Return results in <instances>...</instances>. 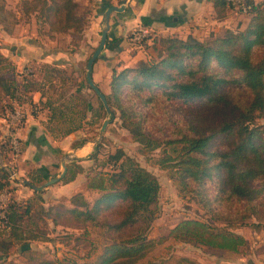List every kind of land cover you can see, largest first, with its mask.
<instances>
[{"label":"trees","instance_id":"obj_1","mask_svg":"<svg viewBox=\"0 0 264 264\" xmlns=\"http://www.w3.org/2000/svg\"><path fill=\"white\" fill-rule=\"evenodd\" d=\"M211 1L217 16H223L226 0ZM21 6L26 15L33 13L38 24L48 25L49 35L65 33L67 40L70 29L75 30L86 22L77 15L76 0H21ZM251 11L247 25L241 30L225 28L206 39L192 35L159 37L157 42L163 47L157 57L121 69L112 67L109 92L104 94L112 112L113 108L118 110L121 123L142 148L161 147L156 162L173 170L182 188L191 190L209 211L242 224L253 218L255 221L248 223L257 228L264 223V6L251 3ZM75 47L76 43L68 42L69 51ZM10 64L0 54V67ZM34 73L22 75L19 81L15 77L0 80L3 93L0 116H7L14 98L22 99L18 91L41 88ZM86 85L91 88L87 81ZM230 88L240 94L231 95ZM160 99L180 104L200 101L216 106L221 115L219 127L205 134L191 131V126L176 125L178 130L173 136H155L146 130V118L140 107L155 105ZM44 103L51 109L49 121L64 113L49 98ZM75 128H67L63 134ZM48 130L59 137L51 125ZM214 137L227 147L214 145ZM84 142L85 138L73 139L70 147H79ZM169 145L174 146V154L167 150ZM8 151V139L0 140V157L4 162ZM110 159L114 164L110 172L88 173L86 186L100 191L90 204L74 194L71 197L74 206L62 204L61 210H42L55 224L82 227L84 232L87 226L104 225L117 234L118 238L103 245L94 263L83 264H145L142 262L145 255L167 237L230 251H238L245 244V236L228 226L191 217L176 222L166 235L149 237L147 230L156 212L152 204L158 198L159 180L129 157L119 161V155L114 154ZM71 162L75 170L69 164L61 177L64 181L84 170L77 161ZM12 182L14 179L0 166V189ZM22 204L11 198L7 205L10 224L0 222V232L19 229L21 233L20 225L33 215L29 214L30 205L20 210ZM137 222L145 226H134ZM131 229L134 232L127 233ZM5 247L0 245V249ZM58 262L43 259L40 264Z\"/></svg>","mask_w":264,"mask_h":264},{"label":"crops","instance_id":"obj_2","mask_svg":"<svg viewBox=\"0 0 264 264\" xmlns=\"http://www.w3.org/2000/svg\"><path fill=\"white\" fill-rule=\"evenodd\" d=\"M76 1L77 15L85 18L86 22L75 30L70 29V37L75 38L73 43H76V47L73 51H69L66 44L62 43L63 37L66 38L65 33L57 34L60 36H56L55 40L41 39L40 25L31 14L26 15L23 12L21 0H0V15L5 13L8 14L7 18H10V20L6 19V23L0 21V54L13 65L22 64L21 69L30 61H36L38 66L50 65L56 69H69L77 76L78 90L87 89L86 77L83 85L80 74L99 41L104 24V11L109 5L118 4L119 0ZM244 1L255 6H264V0ZM252 13L251 10L243 12L236 6L227 5L225 14L217 16L211 0H126L121 11H113L110 14L106 42L92 64V79L100 90L106 93L112 67L121 69L145 63L150 50L154 55L153 46H147L146 43L150 42L149 39L154 41L155 38L132 42L128 35L133 28L146 27L158 38L171 35L185 38L192 35L198 39H206L225 28L243 29ZM16 79L19 81V78ZM52 81H55V78ZM18 94L22 99L17 101L14 98L12 104L15 100L26 104L30 102L40 104L47 99L46 92L42 88L26 92L20 90ZM89 105L88 107H91ZM50 115L51 109L44 104L40 110L27 115L23 123L14 131V136L22 144L21 150L15 157L8 154L5 161L6 164L9 162L14 166L16 175L31 181L39 179L38 182L33 181L36 184L58 174L62 156L72 149L70 143L77 136L76 131H71L60 139L54 137L48 130V125L52 123L49 121ZM4 118L0 116L1 120ZM84 147L85 145H81L75 149V153L79 155V159L75 161L80 163L84 170L76 172L73 178L67 181L60 178L40 190H35L14 180L10 187L14 198L23 203L19 207L20 210L30 205L29 214H33L35 212L33 205L36 204L43 211L61 210L62 204L72 207L75 204L71 201V197L77 193H82L84 200L89 203L88 196L94 189L86 186L88 172L84 162L90 156L85 154L87 151L79 154ZM66 165L68 167L69 163L66 162ZM96 194L98 195L99 192ZM39 220L40 223L42 221L52 226V232L58 227H64L60 223L55 224L51 217L43 212ZM31 222L20 225L21 233L19 229L0 232V243L2 245L5 243L6 246L0 249V264H40L43 259L58 260L53 258L49 247L50 242L58 237L48 233L45 236L38 230V225H32ZM248 224L234 229L246 238L245 244L238 251L214 247L215 250L212 251H216L215 254H208L198 261L201 264H264V223L257 228ZM55 245L59 249L58 245Z\"/></svg>","mask_w":264,"mask_h":264},{"label":"rangeland","instance_id":"obj_3","mask_svg":"<svg viewBox=\"0 0 264 264\" xmlns=\"http://www.w3.org/2000/svg\"><path fill=\"white\" fill-rule=\"evenodd\" d=\"M7 15L5 13L0 15V21L6 23V19H8ZM31 17L35 20L33 13ZM39 25V28H41L39 35L41 39H45L46 41L55 40L56 36H60L57 35L59 34L58 32L49 35L47 33V24ZM45 27L46 29H44ZM151 37L158 41V36L152 32L149 38ZM63 39L62 43L66 44V46L68 42L70 45L75 41L73 37H69V40L65 37ZM149 40L150 42L146 44H148L147 46H153L154 55L151 54V50L148 51L147 59L149 57H157L163 47L159 42ZM155 43L158 45H155ZM25 65L30 66L33 72H35L33 76L37 77L39 82H41L40 87L46 92V98L50 96L49 99L53 102V105L61 108L60 110L64 112L62 116H58L50 124L59 136L57 139L65 135L63 134L64 130L71 127H76L73 130L77 132L75 139L85 138V142L82 144L85 147L79 154L87 151L85 154L90 156L84 162V166L89 174L96 171L104 173L110 172L114 167L113 159L110 158H113L114 154H117L120 157L119 161L129 157L133 161L148 168L157 176L160 188L157 201L152 204L156 212L147 230L149 237L158 238L166 235L176 222L189 217L208 220L220 226H228L233 230L236 227L247 225L251 220L255 221V219L250 218L247 219V223L242 224L241 221L224 218L216 212L209 211L206 206L198 202L197 197L191 190L182 188L173 170L161 167L156 162V159L161 154V147L158 146L150 149L142 148L140 143L133 139L129 130L121 123L117 109L113 108V112L111 109V114H107L104 106H101V100L93 89L86 86L87 89L78 90V79L72 71L61 68L55 72L50 65L38 66L36 61H30ZM21 66L22 64L1 66L0 80L11 76L19 78L20 80L21 76L25 74L20 71L23 69H21ZM85 70L86 65L80 74L83 85H85ZM53 78H55V81H52ZM230 91L231 95L235 94L237 96L240 94V92L233 90V88H230ZM108 92L109 88L106 93ZM2 94L0 91V96L3 97ZM242 94L244 93L242 92ZM41 103L45 104L43 101ZM41 103H37L38 110L42 108ZM23 104L26 105V103ZM88 104L91 107H88ZM140 109L146 118V130L155 136L171 137L178 130L177 126H191L193 128L191 131L196 130L198 133L209 134L217 130L221 121V115L216 106L205 105L200 101L180 104L160 99L155 105H150L145 108L140 107ZM105 118L108 119V122L100 134L101 125ZM8 131L4 119H0V140L8 137ZM213 143L220 148L227 147L225 143H221L216 137H214ZM75 149L68 150L62 156V159H65L73 170H75V166L71 161L79 159V155L75 153ZM167 150L172 154L176 152L174 146L171 145L167 146ZM8 154L12 153L8 151ZM68 155L77 156V158L72 160ZM9 190L8 203L12 197L14 198L12 190ZM91 192L93 193L88 196L89 204L97 195L96 192L100 193L96 189ZM77 194L79 198L84 200L82 193ZM215 207L218 208L217 206ZM33 208L35 212L26 219V222L30 223L32 221V225H38V230L45 234V236L48 233L49 235L55 234L58 237L54 241H51L49 246L50 250H52L53 258H58L59 262L57 264H71L72 261H76L79 264H83L84 262L94 263L103 245L118 238L117 234L108 230L104 225L87 226L86 232H84L82 227L66 228L65 226L62 228L58 227L59 229L57 228V230L52 232V226L42 221L40 223L39 216L42 209H39V205H33ZM134 226L143 227L145 223L137 222ZM132 232H134L133 229L127 233ZM48 237L50 238V236ZM55 244L58 245L59 249H57ZM3 246H5V243H3ZM213 248L183 238L175 239L173 237H167L162 242L157 243L145 255L142 262L145 264H201L198 261L199 258L207 256L208 254H215L216 251H212L215 250Z\"/></svg>","mask_w":264,"mask_h":264},{"label":"built area","instance_id":"obj_4","mask_svg":"<svg viewBox=\"0 0 264 264\" xmlns=\"http://www.w3.org/2000/svg\"><path fill=\"white\" fill-rule=\"evenodd\" d=\"M228 6H236L241 11L246 12L251 10V3H248L244 0H226ZM151 30L138 26L133 28L128 35L132 42H141L142 39L149 38ZM22 73L28 74L33 72L32 68L28 65H25L21 70ZM38 110L37 103L23 104L17 102L16 100L13 103L12 109L8 112L7 116L4 118V123L8 128V142L11 155L15 157L21 150V143L17 137L14 136V131L20 126L21 123L26 119L28 114H33ZM11 178L12 175L9 174ZM9 188L10 186H3L0 189V222L3 224H10L8 215H7V204L9 200Z\"/></svg>","mask_w":264,"mask_h":264},{"label":"water","instance_id":"obj_5","mask_svg":"<svg viewBox=\"0 0 264 264\" xmlns=\"http://www.w3.org/2000/svg\"><path fill=\"white\" fill-rule=\"evenodd\" d=\"M125 3H126V0H119L118 4H111L106 8V10L104 11V15H103V23L104 24H103V27L101 28L99 41H98L96 47L94 48V50L92 51L91 55L88 57V59L86 61V72H85L86 81L89 84V86L94 90V92L97 94L99 99L101 100L107 114H111V108L107 102L105 94L100 90V88L97 86V84L92 79V74H91L92 73V64H93L94 60L97 58V56L99 55L103 45L106 42L107 29L109 27V17H110L111 12L121 11L124 8ZM107 122H108V119L105 118L102 122V125H101L100 134L104 130ZM68 156L72 160L77 158V156H71V155H68ZM60 164H61V169L59 170L57 175L39 183V184H36L27 178L20 177V176L16 175L15 170L12 167H10L8 164H6L2 160V158L0 157V166L2 168H5L8 171V173L12 175V177L15 181H19V182H21L27 186H30L31 188H33L35 190H40L43 187H45L46 185H49L53 182L58 181L65 174L66 168H67L65 159H62Z\"/></svg>","mask_w":264,"mask_h":264}]
</instances>
